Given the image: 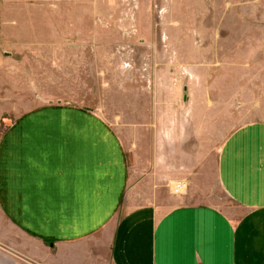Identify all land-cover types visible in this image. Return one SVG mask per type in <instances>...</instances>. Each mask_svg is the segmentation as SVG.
<instances>
[{"label": "crops", "instance_id": "crops-1", "mask_svg": "<svg viewBox=\"0 0 264 264\" xmlns=\"http://www.w3.org/2000/svg\"><path fill=\"white\" fill-rule=\"evenodd\" d=\"M9 1L27 23L29 0ZM210 50L186 64L181 122L159 105L178 106L173 70L159 72L152 126L129 125L131 147L100 113L71 103L41 104L2 128L0 264H264V116L225 134ZM261 71L255 47L253 87L264 86ZM208 174L229 206L206 199ZM197 192L201 201L162 202Z\"/></svg>", "mask_w": 264, "mask_h": 264}, {"label": "rangeland", "instance_id": "rangeland-1", "mask_svg": "<svg viewBox=\"0 0 264 264\" xmlns=\"http://www.w3.org/2000/svg\"><path fill=\"white\" fill-rule=\"evenodd\" d=\"M13 3L0 0V131L31 108L64 102L100 113L131 147L126 129L146 126L156 102L152 90L163 84L158 74L169 66L178 106L159 105L181 122L186 64L198 65L206 48L209 80L225 83V134L255 113L264 116V86L253 87V48L264 49V0H50L49 6L29 0L27 23L13 16ZM257 76L264 80V71ZM206 176V199L229 206L214 177Z\"/></svg>", "mask_w": 264, "mask_h": 264}, {"label": "bare ground", "instance_id": "bare-ground-1", "mask_svg": "<svg viewBox=\"0 0 264 264\" xmlns=\"http://www.w3.org/2000/svg\"><path fill=\"white\" fill-rule=\"evenodd\" d=\"M178 185H179V188H181V187H182V183H179Z\"/></svg>", "mask_w": 264, "mask_h": 264}]
</instances>
